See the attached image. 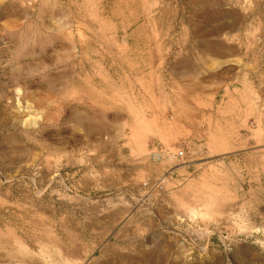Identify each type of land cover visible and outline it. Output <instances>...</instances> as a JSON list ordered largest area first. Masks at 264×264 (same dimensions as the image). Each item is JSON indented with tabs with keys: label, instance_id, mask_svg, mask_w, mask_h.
Masks as SVG:
<instances>
[{
	"label": "rangeland",
	"instance_id": "374dc122",
	"mask_svg": "<svg viewBox=\"0 0 264 264\" xmlns=\"http://www.w3.org/2000/svg\"><path fill=\"white\" fill-rule=\"evenodd\" d=\"M0 264H264V0H0Z\"/></svg>",
	"mask_w": 264,
	"mask_h": 264
},
{
	"label": "bare ground",
	"instance_id": "6f19581e",
	"mask_svg": "<svg viewBox=\"0 0 264 264\" xmlns=\"http://www.w3.org/2000/svg\"><path fill=\"white\" fill-rule=\"evenodd\" d=\"M107 4V3H106ZM33 9V8H32ZM70 21V20H69ZM70 24V23H69ZM38 40V39H37ZM47 41V40H46ZM111 46V45H110ZM82 47V46H81ZM41 48V47H40ZM43 48V47H42ZM41 48V49H42ZM72 48H74V47H72ZM138 48V47H137ZM69 49H71V48H69ZM76 49V48H75ZM75 52V51H74ZM60 54V53H59ZM70 54V53H69ZM110 54V53H109ZM63 55V54H62ZM68 55V54H67ZM73 55V54H72ZM66 56V55H65ZM69 56V55H68ZM74 56V55H73ZM70 57V56H69ZM71 58V57H70ZM58 59V58H57ZM44 68V67H43ZM100 68V67H99ZM30 75H31V73H30ZM122 76V75H121ZM50 77V76H49ZM17 78V77H16ZM122 78V77H121ZM119 79V78H118ZM52 80V79H51ZM133 81V80H132ZM135 82V81H134ZM134 87V86H133ZM39 95V94H38ZM106 114V113H105ZM106 116V115H105ZM116 133V132H115ZM164 154H162V152H159V151H154L153 152V157H155V159H158V160H161L162 159V157L161 156H163Z\"/></svg>",
	"mask_w": 264,
	"mask_h": 264
}]
</instances>
